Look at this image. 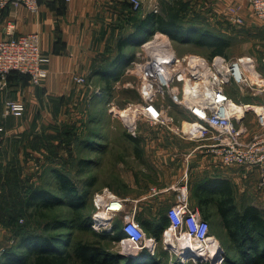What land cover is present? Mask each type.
<instances>
[{
    "label": "rangeland",
    "instance_id": "1",
    "mask_svg": "<svg viewBox=\"0 0 264 264\" xmlns=\"http://www.w3.org/2000/svg\"><path fill=\"white\" fill-rule=\"evenodd\" d=\"M205 1L210 4L208 0ZM161 2L167 10L171 8V3ZM233 5L240 8V14L245 19L242 26L235 25L229 19V7ZM3 22L4 20L0 21V26ZM162 34L158 32L140 46L127 51V58L132 60L122 79L119 82H113L109 86L110 89L97 77L78 88V100L72 104L62 105L66 116L63 117L64 123L61 127L55 129L49 126L48 128L52 131H46V133L23 131L17 137L13 135L8 137L7 131H0L2 179L0 201L6 193H11L12 189L15 192L10 197L11 201L17 198V193H23L35 186H43L56 192L58 186L52 171L55 169L69 171L77 187L81 190L88 189L90 193L87 208L82 213L85 218L90 215L91 230L77 228L67 233L72 235L74 241L82 239L87 242H96V244L99 242L93 234L94 231L113 233V228L116 226L123 229L125 220L132 215L140 223L137 213H140L143 219L153 217L158 221L167 210L169 212L175 204L168 208L164 201V198L170 194L168 189L177 181H180V189H188L189 184L185 181L188 162L192 159L200 160L203 156L197 151L190 157V152L187 150L199 147L204 142L188 137L190 135L189 119L181 108L177 106L169 108L172 100L168 96L166 98L158 96V104L163 105L170 118L167 125L155 124L143 116L141 75L133 63L136 61V63H146L152 53H157L156 49L173 50L181 59L186 56H200L210 61L212 59H209L211 52L209 49L174 42L170 37L166 39L167 36ZM218 37L229 42L230 46L225 56H221L225 57L228 63L248 57L254 60L256 67V71L251 69L253 84H231L226 90L229 96L239 104L264 103L262 91L264 88V23L253 14L246 0H218ZM148 43L151 44L144 47ZM140 52H143L142 56H137ZM247 61L251 63V60H244V62ZM179 92L181 96L182 87ZM245 124L249 129V135L259 129L252 113L247 116ZM51 125L54 124L51 123ZM129 136L140 138V144L136 146ZM81 161H87V166H80ZM18 170L21 173L19 175L21 181L24 180L18 184L19 188L15 187L16 183L13 182L12 186L4 187V177L8 175L14 177L15 171ZM259 178L258 172L254 171L249 175H240L236 182L232 181L236 202L240 208L256 205L264 211V201L259 202L255 199L262 200L264 197L262 194L264 189L260 187ZM189 194L188 192L189 205L196 210V207L190 204ZM115 200L123 205L120 212L110 211L109 217L104 219L95 217V214L107 208L109 204L115 203ZM209 211L210 235L218 241L220 247L217 254L205 253L199 256L183 253L178 245H170L167 238L168 233L171 232L170 224L163 230L159 240L142 227L148 242L153 241L152 246L150 247V244L148 248L125 243L123 240L120 243L110 242L107 249L112 255L110 256L112 264H124L121 257L134 259L136 264H141L144 259L149 258H153L154 263L147 264H223L226 261V254L232 255L227 248L229 237L216 208L210 207ZM29 212L34 215L31 218L29 215L21 216L16 226L27 224L32 229H38L37 226L43 224L38 221L41 218L36 215L34 208H31ZM72 216L73 211L68 206L48 211V218L51 219L69 220ZM6 223L0 212V264L5 263L3 255L6 250L16 247L21 239L15 235L12 226ZM58 230L60 233L65 231ZM226 243L227 245L224 246L223 244Z\"/></svg>",
    "mask_w": 264,
    "mask_h": 264
},
{
    "label": "built area",
    "instance_id": "2",
    "mask_svg": "<svg viewBox=\"0 0 264 264\" xmlns=\"http://www.w3.org/2000/svg\"><path fill=\"white\" fill-rule=\"evenodd\" d=\"M129 1L133 10L138 12L148 0ZM161 1L172 0H158L153 4V13H160ZM246 2L253 14L264 23V0ZM20 7L32 14H38L40 0H0V21L7 9ZM228 12L232 23L244 25L245 19L240 14V8L233 5L229 7ZM4 30L6 38L0 41V91L9 87V77L12 73L29 76L31 84L42 85L48 77L47 65L50 59L43 51L41 35L38 32L17 34L13 20L7 21ZM155 51L157 53H152L146 63H133L141 75L143 116L155 124L167 125L170 118L163 105L158 104V98L168 96L172 100L169 108H181L189 119L188 137L204 142L198 148L219 158L226 166L255 169L260 176V187L264 189V103L239 104L226 91L231 84H253L251 69L256 71L254 60L246 57L228 63L225 57L221 56H216L211 61L200 56H186L181 59L173 50ZM141 53L143 52L137 56H142ZM245 59L251 60V63L244 62ZM74 81L80 85L87 83L83 77H75ZM180 87L183 91L181 96ZM262 91L264 92V88ZM25 112L24 103L6 100L5 117H20ZM250 113L255 116L259 125V129L251 135L248 134L249 129L245 124ZM187 194V189L181 190L178 204L169 209L170 230L175 234L179 233V236L186 235L188 240L206 243L211 225L202 218L198 209L190 207ZM116 202L119 209L113 210V213L123 209L121 202ZM123 231L126 238L133 239L130 244L149 247L146 233L134 215L125 220ZM151 242L153 241L149 243Z\"/></svg>",
    "mask_w": 264,
    "mask_h": 264
},
{
    "label": "trees",
    "instance_id": "3",
    "mask_svg": "<svg viewBox=\"0 0 264 264\" xmlns=\"http://www.w3.org/2000/svg\"><path fill=\"white\" fill-rule=\"evenodd\" d=\"M174 2L175 0H172L168 3L173 4ZM182 9L180 8L178 13L170 15V17L161 15V12L153 13L139 25L135 34L127 39H121L118 47L122 53L120 56L122 60H117L114 63L115 70L98 73L100 80L108 87L113 82H119L132 60L123 55V49L130 45L140 46L158 32L170 37L174 42L209 49L211 51L209 59L225 56L226 50L230 46L229 42L218 37V34L213 31L193 23L194 19L190 20L188 14ZM6 12L1 21L5 20ZM13 76L22 77L31 83L29 76L19 73H12L9 83ZM129 139L136 146L140 144L138 137L129 136ZM84 165L87 166V161H81L80 166ZM52 172L58 186L56 192L43 186H35L23 193H17V198L11 201L10 197L15 192L12 189V192L6 193L3 200L0 201V212L4 221L12 226L15 235L21 238L16 247L6 250L3 255L4 264H112L113 261L110 260L112 255L107 246L110 242L120 243L126 238L123 229L116 226L113 228V233L94 231L93 234L98 240V244L82 239L74 241L72 235H68L67 231L77 228L91 230L90 215L85 218L82 213L87 208L90 193L88 189L81 190L77 187L69 171L55 169ZM19 175L21 173L18 170L15 171L14 177L9 175L4 177L3 186H12L13 182L16 183L15 187L19 188L18 184L24 181H21ZM1 181L0 175V184ZM188 189L190 204L200 211L202 218L209 221L211 216L209 208L214 207L227 230L229 237L227 248L232 255L227 253L226 261L223 264H264V211L261 208L256 205L240 208L236 202L234 184L230 179L206 177L195 181L192 185L189 183ZM65 206L72 209V218L69 220L48 218V211ZM31 208H34L36 215L41 218L38 221L43 223V227L41 224L37 226L38 229H32L27 224L16 226L21 216L29 215L31 218L34 215L29 214ZM160 218L158 221L153 217L143 219L140 213H137V219L141 226L157 240L161 238L163 230L171 224L168 210ZM58 229L65 231L60 233ZM223 245L226 246L227 243ZM120 259L124 260V264H136L134 259L126 257ZM153 261V258L144 259L141 264L154 263ZM115 263H117L116 260Z\"/></svg>",
    "mask_w": 264,
    "mask_h": 264
},
{
    "label": "crops",
    "instance_id": "4",
    "mask_svg": "<svg viewBox=\"0 0 264 264\" xmlns=\"http://www.w3.org/2000/svg\"><path fill=\"white\" fill-rule=\"evenodd\" d=\"M208 1L210 4L205 0H175L168 10L161 2L160 12L161 15L170 17L183 8L188 18L194 19L193 23L218 34V0ZM156 2L158 0H148L138 12L133 10L129 0H40L38 14H32L23 7L7 10L0 26V41L6 38L4 28L7 21L13 20L17 34L38 32L41 35L42 48L50 62L47 65L48 77L42 85L35 86L27 79L13 76L9 87L0 91V131H7L8 137H17L23 131L46 133L52 131L49 126L55 129L61 127L63 117L66 116L62 105L77 101L78 88L86 85L75 83V77H83L87 82H92L96 77L100 79L98 73L115 70L114 63L122 60L118 47L120 40L137 32L139 25L153 14L152 7ZM131 48H135V45L123 49L126 58L127 51ZM7 99L25 104L26 112L23 117L4 116ZM187 151L190 152V157L197 151L203 155L200 160L192 159L188 162L185 181L191 185L206 177L236 182L240 175L256 171L226 166L219 158L205 154L206 151L198 147ZM179 183L180 181L174 183L168 189L170 194L164 198L168 208L178 204V193L182 190ZM255 199L264 201V197L262 200Z\"/></svg>",
    "mask_w": 264,
    "mask_h": 264
},
{
    "label": "bare ground",
    "instance_id": "5",
    "mask_svg": "<svg viewBox=\"0 0 264 264\" xmlns=\"http://www.w3.org/2000/svg\"><path fill=\"white\" fill-rule=\"evenodd\" d=\"M168 38L169 37H167L166 39H168ZM126 112H128V110ZM118 209H119L118 202L111 203V204H109V206L107 208H105L104 210H100V212L95 214V217L101 218V219L107 218L110 215V211L118 210ZM170 231L171 232H169L167 235L168 243L170 245H172V244L178 245L180 251H182L183 253H192V254H196L199 256H203V255H205V253H208L210 255L217 254L220 250V247L218 245V241L215 238L211 237V235L209 236V239L207 240L206 243H200V242H197L195 240H188L186 235L179 236V235L175 234V232L173 230H170ZM132 241H133L132 238H125L123 240V242H125V243H130ZM149 242H148V244L150 245Z\"/></svg>",
    "mask_w": 264,
    "mask_h": 264
}]
</instances>
